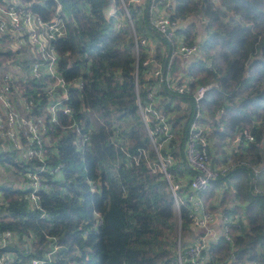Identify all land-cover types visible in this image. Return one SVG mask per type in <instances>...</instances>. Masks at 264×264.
I'll use <instances>...</instances> for the list:
<instances>
[{"label":"trees","instance_id":"1","mask_svg":"<svg viewBox=\"0 0 264 264\" xmlns=\"http://www.w3.org/2000/svg\"><path fill=\"white\" fill-rule=\"evenodd\" d=\"M19 1L43 21L55 15L58 3L66 13L67 34L53 40V46L69 83L74 117L89 139L81 144L82 135L63 130V116L49 131L40 208L30 206L26 187L0 184V231L16 236L0 249L1 254H13L10 264H30L54 246L59 249L45 264H177L183 236L195 234L185 201L193 172L183 160V140L195 108L191 93L210 84L201 100L200 124L207 130L212 166L228 163L230 168L200 197L207 211L222 212L235 225L228 239L220 228L208 237L201 260L264 264V190L255 193L253 188L261 181L264 185V177L260 181L252 172V167L264 170V0H171L172 17L182 19L176 30L180 42L200 46L190 58L174 56L171 77L178 82L192 78L185 96L147 77L153 64L142 62L149 56L162 60L165 41L154 31L144 32L165 49L148 43L139 46L136 57L129 31L115 28L116 18L124 14L121 0ZM110 10L116 15L108 16ZM129 11L137 34H142L140 28L147 29L142 13L133 5ZM14 57L11 50H0V66ZM33 81L25 71L14 83L24 94L39 86ZM151 90L153 106L171 128L169 139L160 134L152 139L139 112L138 100L143 108L149 105L146 95ZM220 109L224 114L217 117ZM153 123L154 118L148 122L151 129ZM244 130L253 141L238 139ZM158 155L173 158L166 168L169 178L159 170ZM17 160V151L0 149V166L23 170L26 182L27 166ZM34 165L31 160L30 167Z\"/></svg>","mask_w":264,"mask_h":264},{"label":"built area","instance_id":"2","mask_svg":"<svg viewBox=\"0 0 264 264\" xmlns=\"http://www.w3.org/2000/svg\"><path fill=\"white\" fill-rule=\"evenodd\" d=\"M121 2L124 14L116 18L115 28L118 30L129 28V25L133 23V33H130L134 39L133 50L136 57H138L136 48L149 45L150 40L146 35L137 36L132 14L129 11L132 5L142 13L146 32L154 31L165 41L166 53L162 60L157 61L149 56L142 62V66L146 67L153 64V68L147 71V77L158 78L159 82L164 83L165 87L173 93L189 95L188 82L192 78L178 82L171 77L170 71L174 56L190 58L197 55L200 46L195 43L186 45L180 42L177 46L174 44V36L181 26L182 19L172 17L171 0H121ZM28 6L29 4L19 0H0V47L4 43H9L12 52L16 54L7 66H0V138L8 141L6 146L0 145V148H10L18 152V163L27 166L24 183L29 190L27 195L29 204L32 208H40V174L45 171V146L49 131L58 127L61 122L60 116H63L67 121L62 126L63 130L82 135L81 144H84L89 136L88 131L84 132L82 123L74 117L70 105L69 83L60 71L59 55L53 46V40L66 36L68 17L60 3L57 5L55 15L48 21H43L28 11ZM111 15H116L115 10L108 12V16ZM150 52L152 54V51ZM15 64L19 65V70L12 67ZM25 71H28L30 79L36 80L33 82L39 83V86L35 87L34 91L23 94L24 90L19 89L14 82L20 80ZM211 86V84L198 86L191 93L195 108L183 140V160L193 172L185 201L189 203L192 227L202 229L204 232L197 234L191 243H184L182 248L178 247L177 264H204L201 253L207 246V236L213 238L217 235L214 232V224L218 222L221 224L220 234L226 239H228L230 226L235 225V221L222 212L214 214L207 211L200 197V192L207 188L212 180L230 168L228 163L218 168L212 166L208 156L207 130L200 124L203 118L201 100ZM146 98L150 104L143 108L138 100V106L149 135L152 139L154 134H160L165 139H169L171 128L165 114L153 106L152 90L147 92ZM223 114L224 110L220 109L217 117ZM153 118L154 123L151 129L148 122ZM241 137L246 141L254 140V136L248 130H244L238 139ZM31 160L37 164L34 168L30 167ZM158 160L159 170L169 178L166 168L173 163V158L170 155L166 157L158 155ZM59 169L60 166H57L50 172L53 174ZM258 170L261 171L260 167H252L253 177L256 179ZM171 188L175 192L178 185H172ZM175 208L179 211L176 196ZM15 237L9 230L0 231V249L5 248L9 241L16 239ZM58 249L57 246L52 247L44 254V257L32 259L30 264H45ZM12 257L11 252L0 253V264H10Z\"/></svg>","mask_w":264,"mask_h":264},{"label":"rangeland","instance_id":"3","mask_svg":"<svg viewBox=\"0 0 264 264\" xmlns=\"http://www.w3.org/2000/svg\"><path fill=\"white\" fill-rule=\"evenodd\" d=\"M134 28H135V24H134ZM125 29H127L128 31H129V33L131 32V33H133V23H132V25H129V28H125ZM136 29H137V31H138V26H137V28H135V31H136ZM137 31H136V34H137ZM139 32L140 33H142V34H137V36H141V35H145L144 34V32H146V29L144 30L143 29V26H142V28H140V30H139ZM130 33V34H131ZM132 36V35H131ZM150 37V41H149V44L153 47V48H155L156 47V44L157 45H160L161 46V48L164 50L165 49V44L164 43H162L161 41H157V39H156V41H155V44H153L152 43V40H151V36H149ZM156 37V36H155ZM133 38V37H132ZM156 38H158V37H156ZM180 43V39H179V37L177 36V34H175V36H174V44L177 46L178 44ZM0 49L2 50H4V51H7V50H11L12 51V48H11V46L9 45V43H4V44H2V46L0 47ZM136 50H137V52H139V47H137L136 48ZM133 54L135 55V53H134V50H133ZM15 56H16V54H15ZM12 67H15L17 70H19V65L18 64H15V65H13ZM11 67V68H12ZM8 143V141L7 140H4V145L6 146V144ZM1 150H2V148H0ZM209 156V155H208ZM209 159H211L210 157H209ZM16 160V159H15ZM17 162H18V160H17ZM258 169V168H257ZM261 169V171H259L258 170V174H257V176L260 178V181H261V179L264 177V174H263V172H264V170H262V168H260ZM256 183V182H255ZM0 184H4V185H16L18 188H20V189H24V187H25V183H24V171L23 170H20L18 173H16L15 171H13L11 168H4L2 165L0 166ZM259 184H260V186L258 187L257 186V184H256V187H253L254 188V192L255 193H259V192H261L262 190H264V185H263V183H262V181L261 182H259ZM205 207V206H204ZM212 213V212H211ZM215 214V213H214ZM179 224H180V219H179V217L177 218V228H176V230H177V234H178V239H179V243H180V227H179ZM202 234V233H201ZM194 236H196L194 233H192V232H187L184 236H183V241H184V243H186V244H189V243H191L192 241H193V239L195 238ZM194 237V238H193ZM207 237H209V236H207ZM193 238V239H192ZM191 239V241H187V240H190Z\"/></svg>","mask_w":264,"mask_h":264},{"label":"crops","instance_id":"4","mask_svg":"<svg viewBox=\"0 0 264 264\" xmlns=\"http://www.w3.org/2000/svg\"><path fill=\"white\" fill-rule=\"evenodd\" d=\"M220 225H221V224H220L219 222L214 224V227H213V228H214V232H215V233H217V231H219V228L221 229ZM193 230L195 231V234H201V233L204 232L202 229H193ZM194 237H195V236H194ZM194 237H193V238H194ZM193 238H192V239H193ZM187 241H191V239H190V240H187Z\"/></svg>","mask_w":264,"mask_h":264},{"label":"water","instance_id":"5","mask_svg":"<svg viewBox=\"0 0 264 264\" xmlns=\"http://www.w3.org/2000/svg\"><path fill=\"white\" fill-rule=\"evenodd\" d=\"M80 82H81V80H78V81L75 83V85H76V86H79ZM179 227H180V224H179Z\"/></svg>","mask_w":264,"mask_h":264}]
</instances>
